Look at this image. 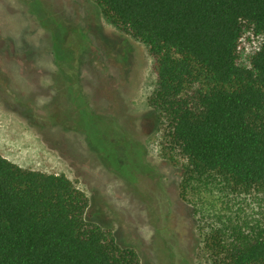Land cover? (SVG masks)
Here are the masks:
<instances>
[{
	"label": "trees",
	"instance_id": "trees-1",
	"mask_svg": "<svg viewBox=\"0 0 264 264\" xmlns=\"http://www.w3.org/2000/svg\"><path fill=\"white\" fill-rule=\"evenodd\" d=\"M152 57L160 152L205 264H264V0H92ZM64 173L0 153V264H141Z\"/></svg>",
	"mask_w": 264,
	"mask_h": 264
},
{
	"label": "rangeland",
	"instance_id": "rangeland-1",
	"mask_svg": "<svg viewBox=\"0 0 264 264\" xmlns=\"http://www.w3.org/2000/svg\"><path fill=\"white\" fill-rule=\"evenodd\" d=\"M154 81L145 45L94 1L0 0V153L68 176L141 264H205L182 169L160 152Z\"/></svg>",
	"mask_w": 264,
	"mask_h": 264
},
{
	"label": "flooded vegetation",
	"instance_id": "flooded-vegetation-1",
	"mask_svg": "<svg viewBox=\"0 0 264 264\" xmlns=\"http://www.w3.org/2000/svg\"><path fill=\"white\" fill-rule=\"evenodd\" d=\"M25 1V0H24Z\"/></svg>",
	"mask_w": 264,
	"mask_h": 264
}]
</instances>
